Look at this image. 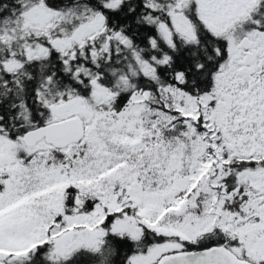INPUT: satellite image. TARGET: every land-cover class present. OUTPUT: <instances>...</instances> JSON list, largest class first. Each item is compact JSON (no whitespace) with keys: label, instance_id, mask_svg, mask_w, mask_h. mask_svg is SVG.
Listing matches in <instances>:
<instances>
[{"label":"snow or ice","instance_id":"obj_1","mask_svg":"<svg viewBox=\"0 0 264 264\" xmlns=\"http://www.w3.org/2000/svg\"><path fill=\"white\" fill-rule=\"evenodd\" d=\"M0 264H264V0H0Z\"/></svg>","mask_w":264,"mask_h":264}]
</instances>
